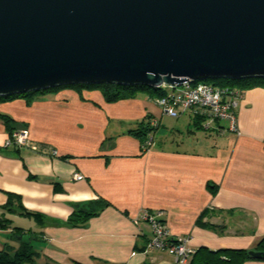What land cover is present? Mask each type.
Wrapping results in <instances>:
<instances>
[{
  "label": "crops",
  "instance_id": "crops-1",
  "mask_svg": "<svg viewBox=\"0 0 264 264\" xmlns=\"http://www.w3.org/2000/svg\"><path fill=\"white\" fill-rule=\"evenodd\" d=\"M153 97L108 101L99 88L67 86L1 101L9 121L0 117V214L11 225L0 227V250L19 247L18 227L37 235L33 264H175L165 250L146 251L151 227L134 222L145 209L162 211L172 236H189L195 251L256 248L264 236V87L240 99V135L224 121L164 115ZM149 116L160 126L143 154ZM23 128L29 145L5 146L10 129ZM11 193L20 202L8 205ZM90 202L104 205L86 224H69Z\"/></svg>",
  "mask_w": 264,
  "mask_h": 264
},
{
  "label": "water",
  "instance_id": "water-1",
  "mask_svg": "<svg viewBox=\"0 0 264 264\" xmlns=\"http://www.w3.org/2000/svg\"><path fill=\"white\" fill-rule=\"evenodd\" d=\"M245 78H264V0H0V96Z\"/></svg>",
  "mask_w": 264,
  "mask_h": 264
},
{
  "label": "built area",
  "instance_id": "built-area-1",
  "mask_svg": "<svg viewBox=\"0 0 264 264\" xmlns=\"http://www.w3.org/2000/svg\"><path fill=\"white\" fill-rule=\"evenodd\" d=\"M165 94L155 99L162 114L178 118L188 112L212 120L227 121V130L241 134L238 127L236 109L243 96L240 90L208 84L205 81L186 82L179 86H162ZM149 131L141 145L143 154L149 152L156 144V131L160 120L156 117L148 119ZM30 143V134L27 129L14 130L6 141L5 146L24 147ZM57 151L54 150V153ZM75 180H82V174H74ZM163 212L159 210H143L134 220L136 224L147 222L152 230L146 251L165 250L175 259V264H189L194 253L190 247L189 236L174 237L169 226L162 218Z\"/></svg>",
  "mask_w": 264,
  "mask_h": 264
},
{
  "label": "trees",
  "instance_id": "trees-1",
  "mask_svg": "<svg viewBox=\"0 0 264 264\" xmlns=\"http://www.w3.org/2000/svg\"><path fill=\"white\" fill-rule=\"evenodd\" d=\"M216 85L221 87H229L232 89H237L244 94V91L247 89L254 88L257 86L264 87V78H245L238 80L220 79L218 80ZM67 86L99 88L104 93L108 101H115L121 98H125L127 95H134L138 91H148L152 95H154L153 97L154 99L161 97L165 94L163 87L149 88L143 85L120 86L114 84H96V85L79 84V85H61V86L38 90V91H30L21 94L0 96V102L10 100L15 97H25L29 102L31 98L38 93H45L47 91H51L57 88L67 87ZM0 117L5 119V121H9L8 116L5 114H0ZM197 119L200 120L202 118L198 117ZM14 130L17 129H10V135H12ZM142 131H143L142 141L144 142L149 131L148 123L147 125L144 126V129ZM13 200L20 202L19 195L11 193L9 196L8 205L11 204ZM103 205L104 203H100V202H90L86 206L76 208L70 215L68 219V223L74 226L86 224L90 219V217L96 215L98 211L103 207ZM9 210H11V208H9ZM22 214L27 216H33L38 221H40L41 219V214L37 212H29L24 210L22 211ZM10 225H11V220L6 218L3 214H0V227L8 228ZM13 231L16 233L15 235L17 239L18 236L26 234L23 232L22 228H18V227L13 228ZM19 243H20L19 247L8 245L4 249L0 250V264H33L35 262L36 258L40 254L37 250L34 249V247L32 246V242L26 244L20 240ZM254 249L259 250L264 254V236L260 239V241L256 245V248ZM249 250L251 249L221 248L217 250H212L206 246H202L194 253L189 264H244L246 261L250 259H254L249 255ZM258 260H264V255L262 258Z\"/></svg>",
  "mask_w": 264,
  "mask_h": 264
},
{
  "label": "rangeland",
  "instance_id": "rangeland-1",
  "mask_svg": "<svg viewBox=\"0 0 264 264\" xmlns=\"http://www.w3.org/2000/svg\"><path fill=\"white\" fill-rule=\"evenodd\" d=\"M218 80H220V79H213V80H206L205 82L206 83H208V84H217V82H218ZM152 91V90H151ZM188 113H190V112H188ZM187 114V113H186ZM190 114H192V113H190ZM192 115H194V114H192ZM195 117H200V118H202L205 122H207L206 123V125L207 126H212L216 121H217V119H215V120H210L209 118H206V117H203V116H198V115H194ZM174 118V117H173ZM221 121V120H220ZM224 124H228V122L227 121H225L224 120ZM16 218V220H17V218L18 217H15ZM18 220H23V222H21L23 225H25L24 224V222H28V219H24V218H20V219H18ZM16 224L17 225H21L19 222H16ZM29 225V224H28ZM28 230H29V228H27ZM30 231V230H29ZM31 233H32V235H33V240H32V246L33 247H35V245L38 243V239H36V237H37V235L34 233V230H31ZM35 234V235H34Z\"/></svg>",
  "mask_w": 264,
  "mask_h": 264
}]
</instances>
